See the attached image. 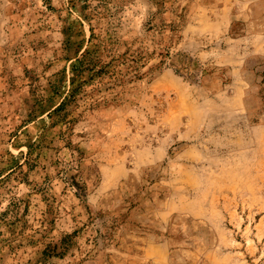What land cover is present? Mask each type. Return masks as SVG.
<instances>
[{
  "label": "rangeland",
  "instance_id": "374dc122",
  "mask_svg": "<svg viewBox=\"0 0 264 264\" xmlns=\"http://www.w3.org/2000/svg\"><path fill=\"white\" fill-rule=\"evenodd\" d=\"M0 264H264V0H0Z\"/></svg>",
  "mask_w": 264,
  "mask_h": 264
}]
</instances>
